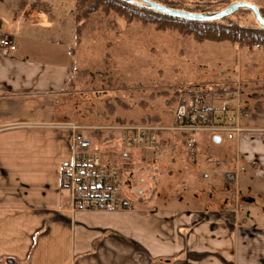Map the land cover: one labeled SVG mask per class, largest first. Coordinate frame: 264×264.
I'll return each instance as SVG.
<instances>
[{
	"label": "crops",
	"instance_id": "0c3cea01",
	"mask_svg": "<svg viewBox=\"0 0 264 264\" xmlns=\"http://www.w3.org/2000/svg\"><path fill=\"white\" fill-rule=\"evenodd\" d=\"M241 1L264 11V0ZM20 3L14 17L0 19V35L13 42L0 49V264H264L263 120L235 139L212 138L210 145L229 141L221 151L202 152L207 144L197 137L189 154L180 133L164 143L161 168L177 157L185 169L176 198L158 197L157 187L133 198L131 211L69 209L61 165L72 158L68 124L82 125L69 97L74 56L72 48L55 49L61 33L43 34L49 27L38 20L53 19L50 10ZM227 170L238 174L231 194Z\"/></svg>",
	"mask_w": 264,
	"mask_h": 264
},
{
	"label": "rangeland",
	"instance_id": "374dc122",
	"mask_svg": "<svg viewBox=\"0 0 264 264\" xmlns=\"http://www.w3.org/2000/svg\"><path fill=\"white\" fill-rule=\"evenodd\" d=\"M19 1L39 14H46L49 6L53 19L42 13L38 20L39 25L44 23L49 27L43 29V34L53 30L61 33V44L55 49L72 48L74 68L87 71V74L78 72L74 76L72 89L76 92L69 96L71 113L75 121L89 127L83 131L104 162L116 160L119 134L97 127L113 126L119 122L153 124L166 127L159 132L164 143L172 136L179 137L178 131L168 129L173 124L176 103L171 99L175 91L198 92L207 100L213 93L224 95V99H228V111H231L230 122L238 117L237 125L240 127L254 125L255 119L257 124L264 121V44L237 49L228 42L199 43L189 34L182 33L184 30L175 29L173 22L154 12L127 7V16L124 11L115 12L107 0L85 3L83 10L96 5L94 11L86 12L85 18L79 17L82 10H78L75 0H0V19L3 22L14 17L12 10L17 11ZM160 1L190 6L193 0L186 3L179 0L157 2ZM224 6L220 4L216 8L219 11ZM222 20L226 25L243 28L259 26L252 12L246 8H239ZM76 27H79L78 40L74 34ZM209 102L222 106L217 100ZM95 131H100L101 138L99 136L98 139ZM110 132L114 138L103 139V136H110ZM240 133L244 135L245 132ZM197 137L201 145L207 144L202 145V152L221 151L229 145V141L223 138L220 143L210 145L211 133L201 132ZM172 158L170 166L161 168L158 161L143 160L135 152L129 155L122 174L127 193L136 200L148 197L151 192L154 194V189L159 187L158 197L176 198L180 195L185 169L177 165L182 159ZM118 159L120 165V155ZM165 160L168 162L170 159ZM224 168L221 167L222 170ZM228 171H235L223 173L224 186L231 194L233 186L225 181ZM207 172L203 170L201 174Z\"/></svg>",
	"mask_w": 264,
	"mask_h": 264
},
{
	"label": "built area",
	"instance_id": "2783aa9c",
	"mask_svg": "<svg viewBox=\"0 0 264 264\" xmlns=\"http://www.w3.org/2000/svg\"><path fill=\"white\" fill-rule=\"evenodd\" d=\"M12 45L9 36L0 35V49H11ZM209 96L210 101L217 100L222 103L219 116L215 114V104L198 92L182 96L173 110V124L168 129L181 134L189 154L195 153L197 135L201 132L234 139L245 130L244 127L230 122L231 111H228L229 103L228 99H224V95L213 93ZM68 126L72 131L70 139L72 158L61 165V187L67 192L69 209L73 212L106 213L133 210L135 202L125 190L122 177L124 167L127 165L126 160L135 152L143 160L156 162L163 150L159 132L166 130V127L129 122L97 127L118 132L116 143L121 164L116 165L102 160L100 153L83 131L89 127L76 123H69ZM225 181L234 189L238 181L237 173L226 172Z\"/></svg>",
	"mask_w": 264,
	"mask_h": 264
},
{
	"label": "trees",
	"instance_id": "16d2710c",
	"mask_svg": "<svg viewBox=\"0 0 264 264\" xmlns=\"http://www.w3.org/2000/svg\"><path fill=\"white\" fill-rule=\"evenodd\" d=\"M75 1L77 3L78 10L80 9L82 10V14L81 13L78 14L80 18L81 17L85 18L86 12L88 14L91 13L92 11H94V8L96 6L95 5L94 7H88L86 10L85 9L83 10V5L89 2V0H75ZM107 1H110L112 3V9L115 12L119 10L124 11L127 16H128V10L125 9L127 7H130L133 9L137 8L138 10H142V11L146 10V11L154 12L162 16L163 19H165L166 21L173 22L175 29H178L180 32L184 30L182 31V33L189 34V36L194 41L199 42V43L204 42V41L228 42L231 45H234L237 49H242V47H245V46L250 47L255 44H264V28H261L260 26L256 28H247V27L243 28L238 25H230V24L226 25L222 23L223 22L222 19L224 18L218 19V20H212V21L187 20V19H183L179 17L168 16L163 13L151 10L143 6L135 5V4H132L124 0H107ZM155 1H158V0H155ZM232 2L234 1L233 0H193L190 6H186L185 4L180 3V2H173V1L161 2L160 1V3H163L169 7L183 9V10H187L191 12H198V13H214L218 11V9L216 8L218 5L223 4L225 5L223 8H225ZM47 11L49 12V6H47ZM260 12L262 16L264 17V11L260 9ZM183 26H186V28L183 29ZM75 30H76L75 34L78 40L79 27H76ZM78 72L87 74V71L85 70L79 71L78 69H75V75H77ZM186 94L187 92L181 93L179 91H175L173 93V97L171 100L172 102L174 101V103H178L181 100L182 96ZM119 123H125V122H119ZM95 133L97 134L96 136L98 137V139H99V136L101 138L102 134H100V131H95ZM109 135L110 136L107 135L108 137L105 136L106 138L103 136V139L106 140L108 138L109 139H111L112 137L114 138L111 132L109 133ZM162 143L164 144L163 140H162ZM105 163H110V162H105Z\"/></svg>",
	"mask_w": 264,
	"mask_h": 264
},
{
	"label": "water",
	"instance_id": "95a60500",
	"mask_svg": "<svg viewBox=\"0 0 264 264\" xmlns=\"http://www.w3.org/2000/svg\"><path fill=\"white\" fill-rule=\"evenodd\" d=\"M124 1L149 8L151 10L163 13L168 16L179 17V18H183L187 20H194V21L218 20V19H222L234 13L239 8H246L252 12L259 26L261 28H264V17L262 16L260 9L252 3L241 1V0L234 1L228 6H226L225 8H223L222 10H219L214 13H198V12H191V11H187L183 9H177V8L169 7L155 0H124ZM213 141L219 142L220 136L218 135L213 136Z\"/></svg>",
	"mask_w": 264,
	"mask_h": 264
},
{
	"label": "bare ground",
	"instance_id": "6f19581e",
	"mask_svg": "<svg viewBox=\"0 0 264 264\" xmlns=\"http://www.w3.org/2000/svg\"><path fill=\"white\" fill-rule=\"evenodd\" d=\"M221 138V137H220Z\"/></svg>",
	"mask_w": 264,
	"mask_h": 264
}]
</instances>
